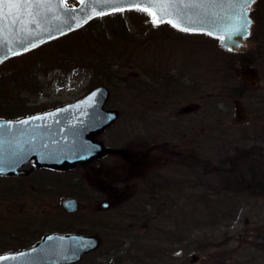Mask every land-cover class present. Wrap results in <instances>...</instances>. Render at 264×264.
I'll return each mask as SVG.
<instances>
[{"label":"rangeland","instance_id":"obj_1","mask_svg":"<svg viewBox=\"0 0 264 264\" xmlns=\"http://www.w3.org/2000/svg\"><path fill=\"white\" fill-rule=\"evenodd\" d=\"M66 3L78 5L77 0ZM263 3L259 1L252 13L255 25L248 39L256 43L248 51L240 47L239 52L232 53L220 46L219 38L203 32L181 31L172 24L154 25L149 11L133 9L97 16L77 31L2 61L0 118L49 110L101 85L109 91L105 109H118L120 117L100 140L106 147L125 152L131 151L132 143L147 141L143 137L146 127L140 123H145L148 110L194 103L199 110L192 117L200 119L204 134L198 157L205 161L201 165L208 167L200 170L202 185L194 195L192 188L178 183L183 189L178 199L183 195L188 201L179 203L182 199H176L166 206L157 200L161 188L155 184L152 194H148V187L139 189L136 185L122 189L124 195L114 193V188L124 182L163 181V172L157 177L146 172L148 164L135 168L137 171L128 165L118 172L116 158L107 156L63 172L39 169L34 162L21 166L17 176L0 175V253L28 247L42 234L67 233L71 228L100 238V247L77 264H264ZM258 41L261 46L256 47ZM157 48L163 49L160 55ZM154 53L160 62L156 58L146 61V56ZM188 65L198 80L197 95L191 93ZM244 65L257 73L245 70L249 66ZM167 71H178L180 84L172 90L179 96H170L168 86L174 87V82L159 79ZM245 71L249 74L244 75ZM244 78L252 82L245 83ZM236 103L248 110L249 120L243 116L247 123L231 126L227 122L226 131H210V119L205 117L210 116V106L219 107L223 119L230 120L235 116ZM226 107L230 114H225ZM214 133H228L230 141L213 140L210 134ZM147 147L142 149L144 153ZM157 149L151 154L159 156ZM228 158L229 164L234 163L231 177L242 175L251 185L246 191L234 188L227 195L231 203L227 208L222 204L216 212L228 216L220 217L215 213V203L225 200V194L217 197L209 189L219 187L214 175L217 184L224 182L221 174L227 169ZM33 165L36 171L28 172ZM181 178L179 181L185 183L191 179ZM199 195L203 196L196 201L194 196ZM70 197L79 200L75 212L61 207V201ZM95 198L97 202L88 206L86 199ZM104 202H108L105 208L101 207ZM97 205L100 208H95ZM192 255L198 260L189 262Z\"/></svg>","mask_w":264,"mask_h":264},{"label":"water","instance_id":"obj_2","mask_svg":"<svg viewBox=\"0 0 264 264\" xmlns=\"http://www.w3.org/2000/svg\"><path fill=\"white\" fill-rule=\"evenodd\" d=\"M137 4L140 6L136 7ZM241 4L242 0H196L191 6L187 0L183 4L177 0L152 6L140 0H116L115 3L79 0L76 7H66L61 0L0 4V63L38 46L45 38L81 27L100 13L129 7L147 9L152 16L156 13L162 17L160 23L170 20L178 28L187 27L219 38L222 48L239 52L245 45L249 27ZM248 70L254 72V69ZM108 97L109 91L97 86L88 94L49 110L15 119L0 118V175H19L18 169L30 159L35 160L38 168L67 171L108 153L125 156L123 150L105 147L97 140L98 134L117 118L116 110L104 108ZM107 206V202L101 204V207ZM61 207L75 212L79 204L75 198H66ZM98 246L99 239L94 235L50 232L26 249L0 254V264H68Z\"/></svg>","mask_w":264,"mask_h":264},{"label":"flooded vegetation","instance_id":"obj_3","mask_svg":"<svg viewBox=\"0 0 264 264\" xmlns=\"http://www.w3.org/2000/svg\"><path fill=\"white\" fill-rule=\"evenodd\" d=\"M260 1V3L264 2L263 0H255L254 3H252L251 7H250V17L252 19V30H253V26L255 25V21H254V15L252 16V13L254 12L258 2ZM261 4H259L260 6ZM262 9L264 10V3L262 4ZM262 29L261 32L264 31V25H262V27L260 28ZM252 35V31L250 33L249 38ZM249 40V46L244 47L243 51H248L249 47L251 45H254L256 43V41H252L251 39ZM247 49V50H246ZM188 63H190V61H187ZM247 62V61H246ZM187 64V63H186ZM244 66H249L250 65H244ZM253 67V66H252ZM188 74H190L191 69L188 65ZM255 68V67H254ZM256 69V68H255ZM172 72V71H171ZM174 72V71H173ZM257 73V70L255 71ZM178 73V71H176V73H172L173 76L168 75L167 73L165 74L164 72L162 73V75L159 76L160 81H165L166 79H170L172 82H174V87L173 86H168L171 88V90L169 91V93L171 92L170 96L174 97V96H179V94L173 90V88H178L179 84H180V80L176 77V74ZM195 73V71H194ZM194 73L190 74L191 78V86L192 89L191 93L193 95H197L198 94V83H197V79H195L196 77H194ZM151 77V76H150ZM168 82V81H167ZM244 82L245 83H251L252 81H250L249 79L244 78ZM157 82L155 81L154 84H156ZM166 84V83H165ZM167 85V84H166ZM167 88V86H166ZM173 89V90H172ZM238 113L236 112L237 109L235 107V116L233 118H231L230 120L228 119H223L224 115H220V108L217 107L216 105L210 106V116H205L207 118H209V123L208 126L210 127V131L216 132L218 131V129H222L223 131H226V127H227V122L229 123V125L231 126H241L244 123L243 121V116H245V121L249 120V113L248 110L244 109L242 107V105H238ZM118 111V118L120 117V111L118 109H116ZM199 110V105L198 104H187L181 107H172V108H167V109H152L151 111H147L146 112V120L145 123L142 125L140 123V125L144 128L146 127V133H144L145 135L143 137H145L147 139V141L144 139H141L143 134H141L139 136V138L141 139V142L138 143H132L130 145L129 148H131L127 151H125L127 153V157L126 159H129V161H126L127 165L132 166L134 169L137 167H142V166H146L148 164V169L146 170V172H150L149 174H151L152 177H157L158 175H162V172L164 173V179L163 181H155L154 178H151L146 181H144L143 183L139 182V183H125V185L123 186H116L114 188V193L115 195L118 194V196L120 195H124V193H126V191H122L123 189H131V185H136V187H138L139 189L148 187V194L149 193H153V189H151L152 187L154 188V184L158 185L161 188V193L160 196L157 198V200H159L161 202V204L166 205V202L169 204H174L173 202H175V200H179L182 199V201H180L179 203H185L186 201L189 200L185 199V196L180 195L181 197L178 199L179 194H181V189L178 186V183L183 182V185L186 184V189L187 188H192L193 189V195L198 191V188L201 187V181H200V177L202 174H200V170H207L206 168L208 167L207 165L202 166L201 162H205L200 160V158L198 157V148L200 146V141L201 139L204 137V134H201V130L203 129L201 123H200V119L197 118H193L192 115H195L196 111ZM225 114H230V108L226 107V111ZM116 120V121H117ZM145 131V129H143ZM242 136V135H241ZM210 137H212L213 140H221V142H228L229 137H228V133H223V134H210ZM223 137V138H222ZM138 138V139H139ZM221 138V139H220ZM137 139V138H136ZM162 141L163 143L158 145L156 144V141ZM205 139H203L202 141H204ZM172 142H178L177 144H172ZM170 143V144H169ZM147 147V151L144 153L142 151V149L144 147ZM163 146H168L165 148H162ZM178 147L176 150L175 149H171V148H176ZM171 147V148H170ZM158 148L156 151H160V155L156 156L154 153H152V151H154L153 149ZM183 148V149H181ZM221 152V151H220ZM226 156V155H225ZM228 156V155H227ZM226 156V157H227ZM122 158H120L119 156H116V162L121 161ZM230 158L226 159V163H228L227 165V169L224 171L223 174H221L222 179H224V182H221V186L219 184L216 183V176L214 175L213 180H215V184L218 185L219 187H216L215 190L213 189H209L214 191V194L218 197V196H222V194H225V200H218V202H216V207H215V213L216 214H221L220 217H227L228 214L227 213H217L216 210L220 209V207H222V204H224L225 208H227V206L229 205V203H231V199H229L227 197V195L232 191L236 189H240L241 191H246L248 189V186L251 185V183H248L246 180L244 181V178L242 175H240L238 177V179L234 176L231 177V173L233 171V162H230ZM33 163V161H32ZM32 163H28L29 165ZM222 163V162H221ZM27 164V165H28ZM145 164V165H144ZM206 164V163H203ZM224 164V163H223ZM230 166V167H229ZM249 168V167H248ZM162 169V170H161ZM137 171V169H135ZM214 171V170H213ZM210 170V172H213ZM139 172H144V170H139ZM216 172V171H215ZM214 172V173H215ZM145 173V172H144ZM213 173V174H214ZM250 175V174H249ZM191 177V179H188L187 182L185 183L184 181H179V178L183 177V178H187V177ZM178 177V180H175L174 178ZM120 179H124L123 177H119ZM118 178V179H119ZM182 179V178H181ZM234 179V181H233ZM248 180V178H247ZM130 184V185H129ZM238 184V185H237ZM142 185V186H141ZM161 185V186H160ZM234 185V186H233ZM242 185V186H241ZM238 186V187H236ZM156 188V187H155ZM159 188V189H160ZM244 188V189H243ZM102 189V188H101ZM224 193H223V192ZM184 192V191H183ZM182 192V194H184ZM147 194V193H146ZM101 193L96 196V197H100ZM203 195H199V196H194L196 201H200L201 197ZM215 198V197H214ZM228 198V200H227ZM98 198L95 199H87V204L88 206L95 204L94 202H97ZM224 202V203H223ZM95 208H100V206H96ZM221 211V210H219Z\"/></svg>","mask_w":264,"mask_h":264},{"label":"bare ground","instance_id":"obj_4","mask_svg":"<svg viewBox=\"0 0 264 264\" xmlns=\"http://www.w3.org/2000/svg\"><path fill=\"white\" fill-rule=\"evenodd\" d=\"M77 2H78V5H79V0H77ZM64 5L66 6V7H71V6H69L67 3H66V0H64ZM77 5V6H78ZM252 5V4H251ZM251 5L247 8V19L248 20H250L251 21V24L249 25V27H248V34H247V36L245 37V45H244V47H247L248 48V46H249V40H248V37L250 36V33H251V31H252V19H251V17H250V7H251ZM74 7H76L75 5H74ZM136 7H129L128 9H130V10H133V9H135ZM138 10H143V9H141V8H137ZM124 10H127V9H124ZM120 11V10H119ZM98 16H100V15H98ZM95 17H97V16H95ZM95 17H93V18H95ZM93 18H91V19H93ZM154 20V19H153ZM162 24H168L167 22H164V23H160V25H162ZM85 25V24H84ZM83 25V26H84ZM158 25V24H157ZM82 27V26H81ZM81 27H78V28H74V29H72V30H69V31H67L66 33H64V34H62V35H59V36H56V37H54V38H50V39H47L46 40V38L43 40V41H41L40 42V44H38V47L39 46H42V45H44V44H46L47 42H49V41H51V40H53V39H56V38H59V37H61V36H66V35H68L69 33H70V31H73V30H75V31H77V29H80ZM171 27H173V26H171ZM174 28H176V27H174ZM208 35V34H207ZM258 46H261V43L258 41V43H257V46L256 47H258ZM169 47V46H168ZM35 48H37V46L35 47ZM152 48H156V47H152ZM168 49V48H167ZM32 50H34L33 48H31L30 50H26V51H24V52H22V53H26V52H29V51H32ZM157 50H158V52H157V55H160V53H162L163 52V49L162 48H157ZM171 54V53H170ZM155 53L154 54H152V55H147L146 57H148L147 59H146V61H149V62H152L153 60L152 59H154V58H156L157 59V61H159L158 59V56H157ZM7 59H9V57L8 58H6L4 61H6ZM3 61V62H4ZM160 62V61H159ZM160 67H162V65L160 66ZM171 72V71H170ZM170 72H165V74L167 73L168 75H172L173 76V74L172 73H170ZM195 79H197V77L195 78ZM101 86V85H100ZM97 86H95V87H91V88H89L85 93H84V95H86V94H88L89 92H91V91H93L94 90V88H96ZM107 102H108V100H107ZM107 102L105 103V105H104V108H106V104H107ZM112 110V109H111ZM117 112V111H116ZM27 116V115H26ZM117 118H118V112H117ZM117 118L115 119V121L111 124V125H109L108 127H106L100 134H98V136H97V140L98 141H100V142H102L101 140H100V136L102 135V133H104L108 128H110L111 126H113L117 121ZM3 119H11L10 117H5V118H3ZM15 119V118H14ZM103 143V142H102ZM103 145H104V143H103ZM105 146V145H104ZM106 147V146H105ZM110 148H112V147H110ZM107 156H114L115 158H116V156H119L120 158H122L121 159V161H120V163L119 162H116V171H118V172H123V170L122 169H125L128 165H127V163H126V161H125V159L126 158H128L127 157V153L125 152V156H122L121 154H113V153H108V154H106V155H103V156H101V157H98V158H96V159H94V160H92L91 162H89V163H86V164H77L75 167H84V166H88L90 163V165H92V163H95V162H98V161H100V160H102V159H104L105 157H107ZM127 161H129V159H126ZM34 162L35 160L34 159H30V160H27L24 164H23V166H25V165H27L29 162ZM35 165V164H34ZM34 165L32 166L33 168H31V169H29L28 170V172H30V170L31 171H36L35 170V167H34ZM36 166V165H35ZM123 166H125V167H123ZM74 167V168H75ZM38 168V167H37ZM42 168H44V169H49V170H53V171H57V172H63V170H57V169H51V168H46V167H39V169H42ZM73 168V169H74ZM17 176V175H16ZM129 176H131V175H129ZM37 180V178H34V181H36ZM101 183H99L98 185H100ZM101 186V185H100ZM86 202H87V199H86ZM88 203V202H87ZM90 209V211H91V208H89ZM76 232H73V229H69L68 230V232L67 233H64V234H81V233H77V230H75ZM54 232V231H53ZM48 233H50V232H48ZM45 234H47V233H45ZM82 235H89V234H82ZM94 236H96L98 239H99V241H100V238L96 235V234H93ZM100 245V244H99ZM100 246H98L96 249H98ZM96 249H93V250H91V251H89V252H86V253H83L82 254V257L80 258V260H78V261H76V262H72V263H68V264H77V263H79V261H81L82 260V258L84 257V256H86L87 254H90L91 252H94ZM0 254H2V253H0ZM193 256H195L196 257V259L195 260H193ZM198 256L197 255H192L191 256V259H190V261L191 262H195L196 260H198Z\"/></svg>","mask_w":264,"mask_h":264},{"label":"snow or ice","instance_id":"obj_5","mask_svg":"<svg viewBox=\"0 0 264 264\" xmlns=\"http://www.w3.org/2000/svg\"><path fill=\"white\" fill-rule=\"evenodd\" d=\"M31 0H0V4H12V3H16V4H27V3H30ZM64 0H61V3H63ZM81 2H83V0H81ZM104 2L106 3H115L116 0H104ZM140 2L142 4H146L148 6H152L154 4H169V3H176L177 0H140ZM179 3L183 4L186 2V0H178ZM196 0H187V3L191 6L193 4H195ZM255 0H242V4H241V7L243 8V16H244V19L246 21L247 24H251V21L250 20H247V7H245L246 5H250L251 3H254ZM140 5L137 4L136 7H139ZM117 10H120V11H123L122 8L120 9H117ZM144 10H147V9H144ZM167 9L165 8L164 11H166ZM100 15H103V13H100ZM153 16L155 17L154 20H153V23L154 25L160 23V22H163L162 20V17L161 16H157L156 13H153ZM168 23H172V21H168ZM173 27H176L177 25L176 24H173L172 25ZM181 31H194L195 29H191V28H187V27H181L180 28ZM35 46V45H33Z\"/></svg>","mask_w":264,"mask_h":264},{"label":"trees","instance_id":"obj_6","mask_svg":"<svg viewBox=\"0 0 264 264\" xmlns=\"http://www.w3.org/2000/svg\"><path fill=\"white\" fill-rule=\"evenodd\" d=\"M43 235V234H42Z\"/></svg>","mask_w":264,"mask_h":264}]
</instances>
